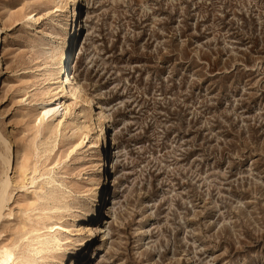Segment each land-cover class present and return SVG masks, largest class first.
I'll return each mask as SVG.
<instances>
[{
    "label": "rangeland",
    "instance_id": "1",
    "mask_svg": "<svg viewBox=\"0 0 264 264\" xmlns=\"http://www.w3.org/2000/svg\"><path fill=\"white\" fill-rule=\"evenodd\" d=\"M65 2L0 0V130L21 155L2 171L0 264H57L99 172L82 133L41 121ZM84 21L76 76L121 151L120 204L86 264H264V0H86Z\"/></svg>",
    "mask_w": 264,
    "mask_h": 264
},
{
    "label": "bare ground",
    "instance_id": "2",
    "mask_svg": "<svg viewBox=\"0 0 264 264\" xmlns=\"http://www.w3.org/2000/svg\"><path fill=\"white\" fill-rule=\"evenodd\" d=\"M57 3L60 0H50ZM86 0H66L62 7L63 23L60 27L61 44L58 49V57L55 61L51 72V80L54 87L50 90V97L47 103H41L42 117L41 121L57 119L56 128L64 126L65 132L75 128L77 133H82L84 140L92 144V147L97 151L96 165L99 167V172L91 183L89 198L83 206H80L77 216L74 217L71 228L75 233V243L72 248L66 250L59 258L57 264H86L93 261L98 256L100 259L104 250L101 246V241H107V228L105 217L118 209L120 204L119 182L116 181V160L115 162V133L111 131L110 115L107 113V107L99 105L95 96L91 95L83 80L76 76V65L81 61L82 52L85 49V35L81 38L80 34L83 30L84 34L89 37L87 25L84 21ZM62 2V0H61ZM58 8H61L58 7ZM60 10V9H59ZM73 18L75 22L73 23ZM75 24V25H74ZM74 27V28H73ZM74 30V31H73ZM74 33V36L72 35ZM83 35V34H82ZM77 39V41H76ZM88 40V39H87ZM86 40V41H87ZM72 42H78L76 50L72 49ZM82 46L79 58L77 52L79 46ZM9 47V35L5 36V31L0 27V68L6 58ZM0 82V86H1ZM65 99L66 101L64 102ZM74 100L81 104L83 112L87 119L93 122V126H80L69 123L67 116L72 111V106L68 101ZM74 107V106H73ZM75 108V107H74ZM73 108V109H74ZM110 131V132H109ZM62 135V134H61ZM112 143L114 144L112 150ZM120 155V147H117ZM114 157L113 175L110 177L111 158ZM120 161V160H119ZM102 162V164H101ZM104 164L109 166L108 177L105 174ZM21 165V155L15 152L12 146L8 143L0 130V171L14 170ZM102 166V168H101ZM0 173V219L3 216V201L8 196L11 186V178L9 173ZM112 173V171L110 172ZM107 178V181H106ZM109 178V179H108ZM113 180V184H111ZM113 187V188H112ZM61 210V209H60ZM102 239V240H101Z\"/></svg>",
    "mask_w": 264,
    "mask_h": 264
},
{
    "label": "built area",
    "instance_id": "3",
    "mask_svg": "<svg viewBox=\"0 0 264 264\" xmlns=\"http://www.w3.org/2000/svg\"><path fill=\"white\" fill-rule=\"evenodd\" d=\"M78 46V43H77V45H76V47ZM76 47H75V50H76ZM81 48H82V46L80 45L79 46V50H78V52H77V58L76 59H78L79 58V55H80V53H81ZM83 53V52H82ZM83 55V54H82ZM110 132V131H109ZM116 144V143H115ZM112 147V150H113V146H114V144L112 143V145H111ZM115 147H116V149H115V151H117V146L115 145ZM115 158H116V154H115ZM115 162H116V159H115ZM113 163H114V157H112L111 158V171H112V173H110L111 171H109V166L107 165V164H104V170H105V174L107 175V177H108V171H109V174H110V177L112 178V175H113ZM117 166V165H116ZM109 179V178H108ZM106 181H107V178H106ZM111 184H113V180H112V182H111ZM113 188V187H112Z\"/></svg>",
    "mask_w": 264,
    "mask_h": 264
}]
</instances>
